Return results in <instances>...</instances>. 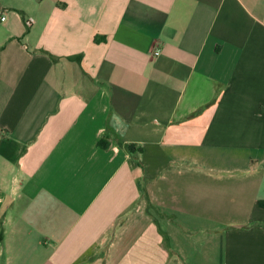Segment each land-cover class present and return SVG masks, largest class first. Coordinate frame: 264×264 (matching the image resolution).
<instances>
[{
	"label": "crops",
	"instance_id": "1",
	"mask_svg": "<svg viewBox=\"0 0 264 264\" xmlns=\"http://www.w3.org/2000/svg\"><path fill=\"white\" fill-rule=\"evenodd\" d=\"M0 9V264H264V0Z\"/></svg>",
	"mask_w": 264,
	"mask_h": 264
},
{
	"label": "trees",
	"instance_id": "2",
	"mask_svg": "<svg viewBox=\"0 0 264 264\" xmlns=\"http://www.w3.org/2000/svg\"><path fill=\"white\" fill-rule=\"evenodd\" d=\"M119 143L125 146L130 152H134L137 149L135 144L125 143L122 139L119 140Z\"/></svg>",
	"mask_w": 264,
	"mask_h": 264
},
{
	"label": "built area",
	"instance_id": "3",
	"mask_svg": "<svg viewBox=\"0 0 264 264\" xmlns=\"http://www.w3.org/2000/svg\"><path fill=\"white\" fill-rule=\"evenodd\" d=\"M6 19H7L6 14L4 13V11L0 9V21L4 22ZM26 22L27 24H31L33 22V18H28ZM156 54H158V51H156Z\"/></svg>",
	"mask_w": 264,
	"mask_h": 264
}]
</instances>
